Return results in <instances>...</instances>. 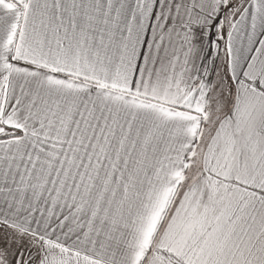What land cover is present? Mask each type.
I'll return each instance as SVG.
<instances>
[{
	"label": "snow or ice",
	"instance_id": "6c2138e0",
	"mask_svg": "<svg viewBox=\"0 0 264 264\" xmlns=\"http://www.w3.org/2000/svg\"><path fill=\"white\" fill-rule=\"evenodd\" d=\"M0 264H264V0H0Z\"/></svg>",
	"mask_w": 264,
	"mask_h": 264
}]
</instances>
